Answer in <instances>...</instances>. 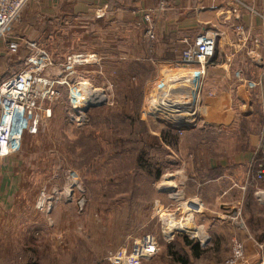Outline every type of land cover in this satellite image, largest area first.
Returning a JSON list of instances; mask_svg holds the SVG:
<instances>
[{
	"label": "rangeland",
	"instance_id": "1",
	"mask_svg": "<svg viewBox=\"0 0 264 264\" xmlns=\"http://www.w3.org/2000/svg\"><path fill=\"white\" fill-rule=\"evenodd\" d=\"M43 7H27L15 24L18 36L22 19L30 23L17 53L0 47V72L20 69L34 44L57 82L35 130L0 157L13 177L0 264H227L235 241L244 248L235 264H264V201L254 171L244 183L236 164L251 134L264 137L261 106L214 108L207 73L157 58L142 26L128 34L109 17ZM81 52L101 60H68ZM166 92L201 112L177 122L149 112L148 100Z\"/></svg>",
	"mask_w": 264,
	"mask_h": 264
},
{
	"label": "crops",
	"instance_id": "2",
	"mask_svg": "<svg viewBox=\"0 0 264 264\" xmlns=\"http://www.w3.org/2000/svg\"><path fill=\"white\" fill-rule=\"evenodd\" d=\"M244 1L264 14V0ZM31 5L34 9L44 6L47 14L63 6L71 17H89L103 9V18L109 17L112 26L119 27V23L126 31L138 25L146 32L152 25L154 55L163 59L179 58L187 46L185 40H192L205 29L217 30L216 51L205 80V87L215 93L211 98L214 108L239 102L259 105L262 110L259 121L264 129V21L236 0H33ZM31 10L29 8L27 13ZM145 15L150 17L151 23L144 20ZM29 25L28 19H22L21 31L15 34L27 40ZM237 27H242V31ZM12 73L0 72V82ZM243 117H254L256 121L257 115L246 113ZM235 120H230V125ZM236 164L239 170L247 169L243 172L244 183L253 171L254 178L264 167V137L259 139L251 134L249 148ZM7 171L9 173V168L0 166V214L7 210L11 198L6 186L12 184L13 177L8 178ZM261 184L264 185V181Z\"/></svg>",
	"mask_w": 264,
	"mask_h": 264
},
{
	"label": "built area",
	"instance_id": "3",
	"mask_svg": "<svg viewBox=\"0 0 264 264\" xmlns=\"http://www.w3.org/2000/svg\"><path fill=\"white\" fill-rule=\"evenodd\" d=\"M33 0H0V47H4L10 53L15 54L20 46L26 41L23 37L15 36L12 30L15 24L21 19L22 13L30 6ZM241 7L250 10L260 16L264 21V14L256 10L244 0H236ZM97 16L103 14V9H98ZM146 22L151 23L148 15H145ZM242 31V27H237ZM219 32L215 29H205L198 33L192 40H185L186 48L181 52L177 60V66L195 71L196 78L207 73L208 65L212 61ZM146 35L150 42L155 39L152 25L146 29ZM31 52L25 57L21 68L13 72L0 82V157L4 156L10 149L13 142L18 140L22 134L29 130L34 131L37 125L36 111L42 106V101L51 100L55 97L57 86L49 76V67L53 64L49 54L34 44H31ZM71 63H97L101 60L98 54L81 52L68 56ZM202 75V76H203ZM192 83L195 79L190 78ZM194 87V86H191ZM173 89L177 86L171 87ZM206 99L215 96L213 90H208ZM171 93L160 96H152L147 102V109L154 114L173 113L174 122L181 120L195 119L196 113L201 112L193 109V104H187L179 99H168ZM174 94V93H173ZM199 95V92H198ZM200 100H197L199 105ZM188 103V102H187ZM49 112V110H48ZM256 181V193L259 200L264 201V167L259 169L254 177ZM244 254L242 243L235 241L233 245V258L227 264H235Z\"/></svg>",
	"mask_w": 264,
	"mask_h": 264
},
{
	"label": "trees",
	"instance_id": "4",
	"mask_svg": "<svg viewBox=\"0 0 264 264\" xmlns=\"http://www.w3.org/2000/svg\"><path fill=\"white\" fill-rule=\"evenodd\" d=\"M184 241H185V244L186 245H192V240H190V239H188V238H185L184 239ZM193 251H194V255L195 256H200V254L202 253V250L200 249V247H199V243H195L194 245H193ZM183 259V258H182ZM184 262H185V260H183ZM26 264H38V263H35V262H29V263H26Z\"/></svg>",
	"mask_w": 264,
	"mask_h": 264
},
{
	"label": "bare ground",
	"instance_id": "5",
	"mask_svg": "<svg viewBox=\"0 0 264 264\" xmlns=\"http://www.w3.org/2000/svg\"><path fill=\"white\" fill-rule=\"evenodd\" d=\"M173 100V99H172Z\"/></svg>",
	"mask_w": 264,
	"mask_h": 264
}]
</instances>
